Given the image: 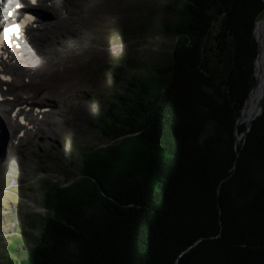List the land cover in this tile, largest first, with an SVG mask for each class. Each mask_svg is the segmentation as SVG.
I'll return each instance as SVG.
<instances>
[{"label":"trees","instance_id":"1","mask_svg":"<svg viewBox=\"0 0 264 264\" xmlns=\"http://www.w3.org/2000/svg\"><path fill=\"white\" fill-rule=\"evenodd\" d=\"M180 14L164 24L180 36L171 61L113 70L95 122L110 141L80 145L69 182H43L45 212L22 220L39 234L23 230L4 264H264V111L239 154L235 138L264 0H186Z\"/></svg>","mask_w":264,"mask_h":264},{"label":"rangeland","instance_id":"2","mask_svg":"<svg viewBox=\"0 0 264 264\" xmlns=\"http://www.w3.org/2000/svg\"><path fill=\"white\" fill-rule=\"evenodd\" d=\"M94 1L99 3L96 16L89 20V27L85 29L82 40L77 36L73 38L74 42L78 41L83 45V51H89L83 52L81 63L70 62L73 67L71 89L66 94L65 101L59 102V111L65 116L51 115L41 121L43 126L53 120L58 125L54 127L53 133L41 132L44 135L41 140L34 137V146L25 149L24 154L16 152L10 157L9 163H6L5 153L0 151V256L7 260L16 247L18 237L28 239L29 235H24L23 230H35L39 234L34 225L23 223L22 220L27 217V212H45V207L40 204L43 182L48 178L69 182V179L64 180L66 174H78L77 167L73 164V161L78 163V147L105 145L110 141L100 132L95 122L108 107L114 89L119 87L113 70L122 68L124 74L132 72L128 65L120 61L159 65L171 60L177 39L175 35L166 32L162 24L174 21L178 15L177 8L182 5L181 0H86L85 5L88 7ZM54 10L49 16L64 11L61 8L55 10L58 12L55 13ZM56 49L58 55L55 56V63L58 65L64 58L73 57V53L60 42L56 44ZM29 78L23 77L31 88L27 91L16 89L20 98L8 101L7 114L14 106L10 110L13 101L22 100V97L28 95H40V98L43 96L42 99H35L40 106L53 105L56 94L41 88L59 85V77ZM8 85L14 88L11 84ZM0 90L3 91L1 86ZM13 91L10 90L8 95L13 97ZM21 104L19 101L18 105ZM4 122L0 113V127H3L0 129V145L3 146L2 141L6 140L9 148L22 150L23 146L16 144L15 139L11 140V136L8 137V128ZM19 131L16 130V135ZM48 134L51 136H47ZM33 218L35 217L30 216L28 219L32 221ZM4 263V258H0V264Z\"/></svg>","mask_w":264,"mask_h":264},{"label":"bare ground","instance_id":"3","mask_svg":"<svg viewBox=\"0 0 264 264\" xmlns=\"http://www.w3.org/2000/svg\"><path fill=\"white\" fill-rule=\"evenodd\" d=\"M12 3L16 4L17 0ZM85 3L86 0H40L36 7H40L47 13L43 14L37 21L35 28H29L25 35H21L18 38L17 43L5 48L6 53L0 55V76H10L7 82L0 78V86L3 88V91L0 90V95H8L10 90H15L13 91V97L9 96L10 98L0 99V103H2L0 113L1 116L7 119V125L12 130L13 139L17 141L16 144L24 147L22 150H14L8 147L6 140L2 141L3 146L0 145V151L5 153L6 163H9L10 157L15 155L16 152L24 154L25 149L34 146L36 143L33 142L34 137L41 140L44 137L41 132L46 133L48 131L53 133L55 131L54 127L58 125L56 120L46 122L44 126L41 121L48 119L51 115L65 116L59 111L61 109L59 102L65 101L66 94L71 89L70 78L73 67L70 62L81 63L83 52L89 51L86 47L87 50L83 51V45L78 41L74 42L73 38L77 36L79 40H82L85 29L89 27V20L96 16L95 14L99 9L97 1H94L88 7ZM61 8L64 9L61 14L49 16L52 9L57 11ZM55 10L54 12L58 13ZM88 13L89 15H87ZM44 23L47 24L44 25ZM257 26L256 34L259 41V53L255 62L256 83L250 94L251 96H249L250 99L248 98L250 102H248L247 109L243 112L241 111L238 127L242 123L247 125L254 119L260 112L262 100L264 99V16L260 18ZM58 42L73 53V57L64 58L60 65L55 63V56L58 55V50L56 49ZM24 76L30 77L29 79L37 76L44 79H50L54 76L59 77V85H46L41 88V90L47 89L53 95L56 94V98L52 103L53 105L40 106L35 102V99L40 98V95L22 97L23 103L27 102V105L40 106V108H30L25 116L21 115L25 111L22 109L23 111H20L21 114L17 113L16 117H12L11 111L7 114L8 101L20 98V94L16 89L27 91L31 88L23 79ZM8 84H11L14 88H10ZM41 107H49L50 109L45 108L46 110H42ZM18 129L24 130V133L16 135V130L18 131ZM47 136L51 135L48 134ZM242 137V133L237 135L238 142L242 140ZM0 162H2V158Z\"/></svg>","mask_w":264,"mask_h":264},{"label":"water","instance_id":"4","mask_svg":"<svg viewBox=\"0 0 264 264\" xmlns=\"http://www.w3.org/2000/svg\"><path fill=\"white\" fill-rule=\"evenodd\" d=\"M185 3H186V0H181V6L180 7H178L177 8V12H178V15L175 17V19H174V21L171 23V22H163V24H162V26H163V29L166 31V32H168L166 29H165V26H164V24L165 23H168V24H174L175 22H176V19L178 18V16H180L181 14H180V10L181 9H183L184 8V5H185ZM170 7V6H169ZM264 16V14L262 15V16H260V18H262ZM260 18L256 21V24H255V29H254V33H255V37H256V40H257V43H258V52H257V54H256V57H255V60H254V84L252 85V87L250 88V90L248 91V94H249V92L253 89V87L255 86V83H256V76H255V62H256V59H257V56H258V53H259V41H258V37H257V34H256V28H257V24H258V21L260 20ZM168 33H171V34H173V35H175L176 36V44H175V47H176V45H177V43H178V41H179V38H180V36L179 35H177V34H175L174 32H168ZM175 47H174V49H175ZM174 49H173V51H174ZM172 55H173V52H172V54H171V59H172ZM171 61V60H170ZM166 63H168V62H166ZM163 64H165V63H163ZM149 65H155V64H149ZM160 65V64H159ZM248 94H247V96H246V99H247V97H248ZM246 99H245V101H244V103H243V106H242V108L244 107V105H245V102H246ZM242 108H241V110H242ZM241 110H240V113H239V115H238V117H237V120H236V125H235V138H236V150H237V152H238V154H239V144L241 143V142H243L244 143V141H245V139H246V137H247V135H248V133H249V131L251 130V128H252V125H253V123H254V121L263 113V111H264V99L262 100V106H261V110H260V112L254 117V119L249 123V124H244V125H241V126H244V129L241 131L240 130V128H239V131L242 133V140L240 141V142H238V138H237V133H238V123H239V119H240V114H241ZM240 126V127H241ZM230 176H227V177H225L224 178V180H226V179H228ZM223 180V181H224Z\"/></svg>","mask_w":264,"mask_h":264},{"label":"snow or ice","instance_id":"5","mask_svg":"<svg viewBox=\"0 0 264 264\" xmlns=\"http://www.w3.org/2000/svg\"><path fill=\"white\" fill-rule=\"evenodd\" d=\"M32 3L35 5L38 3V0H32ZM28 19H34V18H31L29 17ZM24 24V20L21 21V23L17 26H14L13 28H10L8 29L4 34H3V38H7V36L10 34V33H14V32H17L19 27H22Z\"/></svg>","mask_w":264,"mask_h":264}]
</instances>
